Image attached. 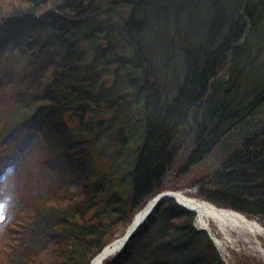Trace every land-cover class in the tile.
<instances>
[{
  "label": "trees",
  "instance_id": "obj_1",
  "mask_svg": "<svg viewBox=\"0 0 264 264\" xmlns=\"http://www.w3.org/2000/svg\"><path fill=\"white\" fill-rule=\"evenodd\" d=\"M10 86L0 149L46 110L81 116L80 136L64 133L50 159L71 167L65 181L3 219L1 239L16 229L0 264H92L153 198L205 182L192 197L264 219V0H0L3 95ZM106 114L123 122V160L92 184L90 148L112 131ZM199 218L163 200L103 264H227Z\"/></svg>",
  "mask_w": 264,
  "mask_h": 264
},
{
  "label": "rangeland",
  "instance_id": "obj_2",
  "mask_svg": "<svg viewBox=\"0 0 264 264\" xmlns=\"http://www.w3.org/2000/svg\"><path fill=\"white\" fill-rule=\"evenodd\" d=\"M11 92H14L11 86L8 87V92L4 93V95L0 90V132H2V126L4 124V113L7 112L6 109L9 107V105L13 106V103L11 102L15 99L12 98L13 94H11ZM46 111L47 112L40 113V116L34 119L33 122H31V124H29L28 127L22 130L18 135L16 134L15 136H12L11 142L3 145L2 149H0V174L4 168L7 169L2 175H0V205H3L2 209H0V232L4 229L2 227L4 224L2 222L3 219L14 213V209L18 206L17 203L19 201H21V203L24 205V203L35 199L33 205H30L31 208L32 206H35V204L40 206L42 202H45V200L35 197L39 196L41 193H45L41 191L42 185L45 183L54 184L53 186L56 188L62 182H64L66 176L70 175L71 173V167L67 170H64L66 166L65 164L62 166V168L58 166H55L58 167L55 168L51 165L50 159H52V157L55 156L56 153H59L61 148L64 147V143L67 138L64 136V133H67V135L71 136L72 138H75V136H80L78 132L80 124L79 117L81 116L78 115L77 117L75 114L72 115L70 113L67 114L63 112L64 114L60 117L55 113H51L50 115V110ZM139 116H141V114H138L136 120L139 119ZM100 118L103 120L104 125L109 124L112 126V131H107L106 134H104L105 136H100L96 142V145L90 148V172L91 176L93 177L92 184L94 182H98V180L103 177L104 174H106L109 167L111 166V163L114 162L115 159H119L121 161L123 160L120 159L121 157H116V148L119 144L116 143V138L118 136L120 125H123V122L120 123V120H118L117 117L115 119L116 121H114L112 116L107 114L105 116H100ZM63 119L65 120L64 122H66V127L62 128L61 130L58 128V125H60L59 121H63ZM51 120L52 122H50ZM132 134L133 132L128 128L124 135L125 138H128L131 137ZM62 136H64V138H62ZM131 139L133 143L129 144L130 147L128 149L133 150L137 145H139V141L133 137ZM18 170H21L22 173L20 172V174L17 176V179L14 177L19 172ZM197 170L198 168H195L193 171ZM194 174L195 173H193L191 176H187L185 179H183L182 183H185L184 181L193 180L190 177H192ZM77 175L78 173L74 177L76 178ZM39 179L43 181L40 186V190L38 188L39 183L37 182ZM167 182H171V179L169 178ZM82 185L83 183L78 181L74 186H76L75 188L77 189V186L80 187ZM205 188H208L206 182L195 185L193 188L186 187L184 190L180 191H185V193L191 195L194 193L199 194L201 191L205 190ZM25 194H28V196L25 197ZM23 217L24 216L20 217V222L18 223L19 225H22L21 223L25 222ZM200 219L201 218L197 220L196 225H198L201 229H205ZM258 220L264 224L263 218H259ZM159 223L160 222L156 224ZM214 224L216 223L214 222ZM217 225L219 228L217 232L220 233L219 241L216 242L214 236L212 234L211 235L227 264H247L245 260L241 258V255H237L236 253L232 252L230 250L231 248L239 252L245 251L248 254H253L260 259L262 258L264 261V234H261L258 237L259 242L262 243L261 250L258 251L253 248L251 244H248L236 232L231 230L223 231L219 224H216V226ZM14 229H16L15 225L10 230ZM10 230L7 232L6 237H3L2 239V233H0V239H4V241L0 243V249H2L1 247L5 245L4 243L11 238L13 231ZM205 230H208L210 235V230ZM143 241L144 238L140 239L138 243H142ZM148 250L149 248L144 246L141 256L143 257Z\"/></svg>",
  "mask_w": 264,
  "mask_h": 264
},
{
  "label": "bare ground",
  "instance_id": "obj_3",
  "mask_svg": "<svg viewBox=\"0 0 264 264\" xmlns=\"http://www.w3.org/2000/svg\"><path fill=\"white\" fill-rule=\"evenodd\" d=\"M173 191H177L176 196L181 204H185L191 209H196V213L199 214V217L201 218L200 220L202 225H204L205 229L210 230V235L212 234L214 236L216 242L219 241V235L216 233V231H214V228H217L218 231L219 228L218 225L216 226V224H219L223 231H234L239 234L248 244H251L253 248L258 251L261 250L262 243L259 242L258 237L261 234H264V224L257 218H250L246 214L244 215V212L239 210L237 211L232 208H229L230 210H219L217 205H214L213 203H210L206 200H201L196 196L192 197L188 193H185V191ZM144 216H146V213H142V215L140 214L137 216L138 218H136V221L133 223V225L136 226V224L142 220ZM214 222L216 224H214ZM110 251L111 250L107 249V251H105L101 257L95 260V264H101V262H104L105 258H107L108 252Z\"/></svg>",
  "mask_w": 264,
  "mask_h": 264
},
{
  "label": "water",
  "instance_id": "obj_4",
  "mask_svg": "<svg viewBox=\"0 0 264 264\" xmlns=\"http://www.w3.org/2000/svg\"><path fill=\"white\" fill-rule=\"evenodd\" d=\"M177 191H171V192H162L161 194H159L158 196H156L155 198L152 199V201H150L146 207L144 209H142V211L140 213H138L139 215L142 213H146V216H144V218H142V220H140L136 226L133 225V223H135L136 218H138L137 216H139L137 214V216H135V220L133 221L132 225L129 227L130 229L128 230V232L120 239L112 242L110 245H108L107 247H105L101 252L100 255H98L93 261L92 264H95V260L99 257H101V255L107 251V249L111 250L110 252H108L107 254V258L112 256L113 254H115L116 252L122 251V247H124L131 239L132 236L138 232L142 226V224L150 217V214L152 213L153 210H155V208L158 206L159 203L163 202V200H170V199H175L179 204H181L176 196ZM182 206L187 207L185 204H181ZM188 209H190L191 211H196V209H191L189 207H187ZM219 210H227V209H223V208H219L217 207ZM230 210V209H229ZM245 215V214H244ZM106 259V258H105ZM101 264H103V262H101Z\"/></svg>",
  "mask_w": 264,
  "mask_h": 264
},
{
  "label": "snow or ice",
  "instance_id": "obj_5",
  "mask_svg": "<svg viewBox=\"0 0 264 264\" xmlns=\"http://www.w3.org/2000/svg\"><path fill=\"white\" fill-rule=\"evenodd\" d=\"M3 205H0V209H2Z\"/></svg>",
  "mask_w": 264,
  "mask_h": 264
}]
</instances>
